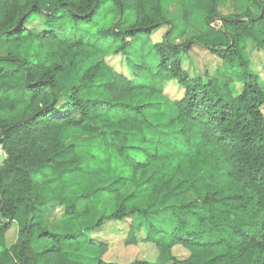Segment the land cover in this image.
Wrapping results in <instances>:
<instances>
[{
  "label": "trees",
  "instance_id": "1",
  "mask_svg": "<svg viewBox=\"0 0 264 264\" xmlns=\"http://www.w3.org/2000/svg\"><path fill=\"white\" fill-rule=\"evenodd\" d=\"M173 2L188 25L201 16L180 43ZM247 2L256 12L0 0V264H264V84L247 51L264 47V0ZM194 46L213 57L201 72L184 67ZM156 104L171 113L154 118ZM70 128L82 140L63 142ZM182 193L192 197L169 203ZM54 201L52 229L42 218ZM123 224L124 245L152 244L154 261L105 258Z\"/></svg>",
  "mask_w": 264,
  "mask_h": 264
},
{
  "label": "rangeland",
  "instance_id": "2",
  "mask_svg": "<svg viewBox=\"0 0 264 264\" xmlns=\"http://www.w3.org/2000/svg\"><path fill=\"white\" fill-rule=\"evenodd\" d=\"M246 6H252V8L256 9L253 5L249 4L247 0H220L219 4V11L222 14H228V13H239L241 12ZM197 12V11H196ZM198 13V12H197ZM194 14L191 19L192 25H194L197 28H201V16L198 14ZM181 8L180 5L177 2H173L169 6V17L170 19L175 20V22L179 23V28L175 31V33L172 36V40L175 43L183 42L187 37L196 34L197 29H194L191 24H187L185 20H182V16H180ZM184 23V24H183ZM214 24L219 25V21L216 20ZM167 30V26H162L160 29L157 30L156 33L153 34L151 37L153 42L160 41L163 38V35L165 34ZM247 51L251 60V67L254 69V71H257L260 73L261 76V82L264 84V47L262 48H256L249 45L247 47ZM2 51H0V54ZM213 59V57L209 54H207L205 51H201V48L193 47L191 51L187 55L186 62H184V67H187V69L191 72H201V67L205 62L210 61ZM110 65L115 67L117 70H122L125 73H128L127 69L124 68L123 62L121 60V56L119 55H112L109 58H107ZM172 91L176 90V87L171 86L170 87ZM161 106V107H160ZM156 108H160V110L155 111L154 118L160 120L165 118V116L169 115L171 113V110L165 107L164 105L156 104ZM264 112V107H263ZM171 139H175L172 136H169ZM61 140L63 142L69 143L72 141H78L82 140V136L80 135L79 131L75 129H65L63 133L61 134ZM178 153V152H177ZM3 154V150L0 149V155ZM1 163V162H0ZM190 193H182L178 195L177 197H173L170 199L169 203H173L176 201H184L189 198H191ZM83 202H78V206L82 205ZM47 208L43 211V218H42V224L46 227H50L52 229H55L56 225H59L60 222V216L62 213V205L59 202H52L47 203ZM53 205V206H51ZM161 215L160 218L163 221H170V218H168V212L166 210L160 211ZM55 219V222H51ZM57 223V224H56ZM165 226H168V223H164ZM121 227V228H120ZM119 228L120 230H115L106 235V239L108 241L109 250L107 254L105 255V258L110 261H116L118 263H128L135 259H144V260H150L154 261L157 256V250L156 248L150 244V243H142L136 245H124L123 239L125 238V231H126V224L121 225ZM107 232V229L105 230V234ZM17 237V230L16 227L13 226L9 233L7 234L6 243L9 244L16 240ZM174 254L178 257L180 256H186L187 252L183 251L180 248H175Z\"/></svg>",
  "mask_w": 264,
  "mask_h": 264
},
{
  "label": "built area",
  "instance_id": "3",
  "mask_svg": "<svg viewBox=\"0 0 264 264\" xmlns=\"http://www.w3.org/2000/svg\"><path fill=\"white\" fill-rule=\"evenodd\" d=\"M0 149H2V148L0 147ZM2 157H3V154L0 155V162H1V158H2Z\"/></svg>",
  "mask_w": 264,
  "mask_h": 264
}]
</instances>
